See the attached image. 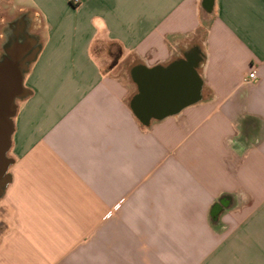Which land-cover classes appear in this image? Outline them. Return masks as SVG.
Segmentation results:
<instances>
[{
  "label": "crops",
  "instance_id": "crops-1",
  "mask_svg": "<svg viewBox=\"0 0 264 264\" xmlns=\"http://www.w3.org/2000/svg\"><path fill=\"white\" fill-rule=\"evenodd\" d=\"M14 37L0 264H264V0H0ZM164 70L192 103L144 122Z\"/></svg>",
  "mask_w": 264,
  "mask_h": 264
},
{
  "label": "water",
  "instance_id": "water-1",
  "mask_svg": "<svg viewBox=\"0 0 264 264\" xmlns=\"http://www.w3.org/2000/svg\"><path fill=\"white\" fill-rule=\"evenodd\" d=\"M36 55L37 52H26L21 40L14 37L5 44L4 52L0 56V197L11 182L9 168L14 160L9 156V151L14 132V117L18 110V100L29 94L24 86V79ZM167 72L164 70L161 72L163 75L158 77H153L152 72H149L145 78L143 94L139 96L143 103L136 100L134 104L135 110L142 114L144 122L149 121L153 109L158 112L162 109L176 112L192 103L191 100L184 99V85H178L175 90L167 85Z\"/></svg>",
  "mask_w": 264,
  "mask_h": 264
},
{
  "label": "rangeland",
  "instance_id": "rangeland-1",
  "mask_svg": "<svg viewBox=\"0 0 264 264\" xmlns=\"http://www.w3.org/2000/svg\"><path fill=\"white\" fill-rule=\"evenodd\" d=\"M109 51L110 50H114V51H117V48L116 47H110L108 45H102V50H100L98 52V54L100 55L101 58H103V69L104 70H109L111 68V66L113 65V63L115 62V59H114V56H111L110 58H107V54L105 53V51L107 50ZM126 71H128V69H126ZM18 103H19V100H18Z\"/></svg>",
  "mask_w": 264,
  "mask_h": 264
},
{
  "label": "built area",
  "instance_id": "built-area-1",
  "mask_svg": "<svg viewBox=\"0 0 264 264\" xmlns=\"http://www.w3.org/2000/svg\"><path fill=\"white\" fill-rule=\"evenodd\" d=\"M74 3H78L80 0H72ZM258 77L257 74V69L254 68L252 70H250L247 74V76L245 77V82H252L255 81Z\"/></svg>",
  "mask_w": 264,
  "mask_h": 264
}]
</instances>
